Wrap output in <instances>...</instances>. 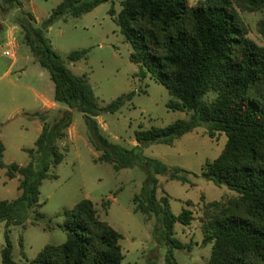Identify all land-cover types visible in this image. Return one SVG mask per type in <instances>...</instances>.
<instances>
[{
	"label": "trees",
	"instance_id": "16d2710c",
	"mask_svg": "<svg viewBox=\"0 0 264 264\" xmlns=\"http://www.w3.org/2000/svg\"><path fill=\"white\" fill-rule=\"evenodd\" d=\"M3 1L6 13L17 11L14 22L24 34V43L48 71L55 85L54 101L66 109L52 121L50 111L35 113L43 130L35 148L26 150L30 158L26 166L4 163L6 148L0 139V167L7 169L9 179H19L21 192L16 200L0 201V223L24 225L27 213L43 206L41 187L45 180L58 178L51 171L65 159L59 142L67 138L73 114L79 112L94 149L101 153L98 163L112 165L117 172L139 168L146 175L141 193L134 198L135 211L156 217L154 236L169 246L168 262L178 264L172 249L184 247L174 238L175 228L190 226L193 212H172L169 198L158 197L160 177L196 186L193 179L199 176L149 158L145 149L172 146L204 125L211 139L225 135L227 142L219 157L206 162L202 177L237 193L227 202H210L202 209L203 245H212L208 264H264V45L250 37L240 14L264 11V0H207V7L190 5L188 0H122L117 22L132 47L130 60L139 66V76H150L165 86L172 98L169 110L189 115L188 120L165 128L141 126L135 135L137 145L131 149L111 143L102 134L98 118L119 112L135 92L100 108L87 78L67 67L47 37L63 18H80L112 0H61L41 24L22 10L20 0ZM112 14L116 15L114 9ZM257 30L264 41V18ZM87 54V50L75 51L68 60L77 63ZM63 216L66 242L46 246L30 264H122L124 237L101 220L90 199L65 210ZM43 218L39 212L35 215V221ZM8 233L2 262L19 264Z\"/></svg>",
	"mask_w": 264,
	"mask_h": 264
},
{
	"label": "rangeland",
	"instance_id": "374dc122",
	"mask_svg": "<svg viewBox=\"0 0 264 264\" xmlns=\"http://www.w3.org/2000/svg\"><path fill=\"white\" fill-rule=\"evenodd\" d=\"M20 1L22 10L32 13L39 24L61 3V0ZM188 1L190 5L208 6L207 0ZM121 2L112 0L80 18L67 16L51 27L47 37L67 67L87 78L100 108L135 92L133 100L119 112L105 113L98 118L102 134L111 143L131 149L137 145L135 135L141 126L144 129L165 128L178 120H188L189 115L169 110L167 105L172 98L165 86L150 76H139V66L130 60L132 47L117 22ZM5 9L4 1L0 0L3 29L0 33V139L6 148L4 163L26 166L30 162L26 150L35 148L39 126H43L42 121L34 117L35 112L50 111L49 120L52 121L62 107H66L61 105L54 109L52 106L42 110L44 99L52 105L55 85L24 43V34L14 22L17 11L6 13ZM113 9L116 15L112 14ZM240 14L249 27L250 37L264 45L257 30L264 11H240ZM82 50L88 51L87 59L69 62L71 53ZM6 51L14 56H6ZM73 116L67 138L59 142L65 159L51 171L58 178L45 180L41 187L43 206L30 210L24 225L7 227L6 222L0 223V264H3L7 231L14 247V259L19 264H30L48 245L65 243L67 234L61 229L65 221L63 212L73 210L85 199L95 204L101 220L123 235L125 258L122 264H170L167 260L169 246L154 236L158 224L156 217L135 211L134 198L141 193L146 175L139 168L117 172L112 165L98 163L101 153L92 145V135L83 115L74 112ZM226 142L225 135L211 139L206 126L202 125L172 146L159 144L145 149V156L199 176L193 179L196 186L160 177L158 197L169 198L172 212L175 215H180L184 209L193 212L194 221L190 226L177 224L175 228L174 238L184 247L172 249L178 264H208L212 245H203L202 209L207 203L227 202L237 196L227 187L216 186L202 177L206 162L219 157ZM18 186L19 179H9L7 169L0 167V201L16 200L21 194ZM38 212L44 218L35 221Z\"/></svg>",
	"mask_w": 264,
	"mask_h": 264
},
{
	"label": "crops",
	"instance_id": "0c3cea01",
	"mask_svg": "<svg viewBox=\"0 0 264 264\" xmlns=\"http://www.w3.org/2000/svg\"><path fill=\"white\" fill-rule=\"evenodd\" d=\"M54 93H55V92H54ZM52 97H53V96H52ZM53 98H54V97H53ZM52 106H53L54 109H55V108H61V105H60V104H57L55 101H53L52 105H48V104L46 103L45 99H44V102H43V109H42V110H44V109L49 110L50 108H52ZM62 109H66V108L62 107ZM35 113H37V112H35ZM27 114H28V113H27ZM29 114H34V113H29ZM32 122H33V121H32ZM42 130H43V126L40 125V126H39V136H40ZM39 136H38V137H39Z\"/></svg>",
	"mask_w": 264,
	"mask_h": 264
},
{
	"label": "built area",
	"instance_id": "2783aa9c",
	"mask_svg": "<svg viewBox=\"0 0 264 264\" xmlns=\"http://www.w3.org/2000/svg\"><path fill=\"white\" fill-rule=\"evenodd\" d=\"M12 47L14 48L15 45H13ZM5 55L8 56V57H13V56H14V54L11 53L10 51H6V52H5Z\"/></svg>",
	"mask_w": 264,
	"mask_h": 264
}]
</instances>
